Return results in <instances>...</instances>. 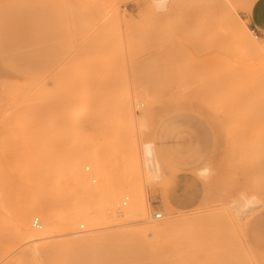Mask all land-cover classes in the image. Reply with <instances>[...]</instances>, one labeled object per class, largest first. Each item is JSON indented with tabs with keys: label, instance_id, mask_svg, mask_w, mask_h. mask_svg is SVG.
<instances>
[{
	"label": "rangeland",
	"instance_id": "1",
	"mask_svg": "<svg viewBox=\"0 0 264 264\" xmlns=\"http://www.w3.org/2000/svg\"><path fill=\"white\" fill-rule=\"evenodd\" d=\"M242 1L231 0L232 9L252 30L241 11ZM150 4V0H0V166L3 158L10 160L0 171V264H57L63 242L73 235L143 227L167 217L192 218L193 223L160 236V242L149 236L115 238L96 241L87 249L92 256L107 252L123 264L142 260L149 264H264V253L217 249L225 246V239L214 236L221 213L244 198L243 176L255 178V184L264 189V79L246 57H237L229 39L215 37L208 0H187L181 8L177 0H170L164 10L156 9L153 18ZM193 18L195 32L188 33L187 24ZM165 46L169 74L158 57ZM90 82H95L92 95L132 98V126L122 127L124 117L110 105L93 112L73 101L71 111L78 110L69 111L63 96L86 92ZM81 86L85 89L80 91ZM46 90L52 94V105L50 111L42 112L34 108L36 94ZM139 92L154 101L148 110ZM41 125L49 126L45 137H41L42 129L35 128ZM132 139L138 152L142 139L150 140L161 161L160 176L153 182L139 158L146 208L143 220L108 218L103 227L90 231L85 221L71 231L63 225L58 234L42 240L51 244L49 257L34 258L31 243L10 244L7 217L15 206L7 200L3 186L27 183L34 188L41 181L40 174L30 171L25 162L33 155L18 151L40 149L47 173L53 175L59 167L65 178L72 159H81L84 151L95 153L109 171L112 189L127 176L124 152ZM7 147L13 152L3 155ZM83 170L92 184L98 183L91 165ZM68 185L50 186L51 195L59 194L55 211L71 209L78 198L83 199L76 186ZM66 193L71 197L64 198ZM164 196L171 197L172 211ZM26 199L32 201V194ZM129 201L122 196L119 207ZM91 202L103 203L102 199ZM263 211L257 201L245 205L239 217L253 212L255 220L261 221ZM155 212L162 217L155 218ZM193 235L211 249L184 253L173 246Z\"/></svg>",
	"mask_w": 264,
	"mask_h": 264
},
{
	"label": "bare ground",
	"instance_id": "2",
	"mask_svg": "<svg viewBox=\"0 0 264 264\" xmlns=\"http://www.w3.org/2000/svg\"><path fill=\"white\" fill-rule=\"evenodd\" d=\"M170 0H150L152 10L149 14L153 18L155 17V11L164 10L167 8ZM195 1V0H194ZM257 0H243L241 3V11L248 17L251 13L252 6ZM177 6L182 7L187 4V0H177ZM208 14L212 15L215 22L214 35L217 39L226 37L236 46L237 57L245 58L249 60L250 67L257 73L262 79H264V38H260L257 34L247 26L245 20L235 14L232 9L231 0H208ZM117 15V13H116ZM195 19L193 18L188 24L186 32L194 33L193 25ZM264 35V33H259ZM184 47V54L185 46ZM168 51L166 46L159 52V60H163L165 64L166 74L171 73V67L168 65ZM94 83L90 82L86 85V92L83 91L79 95L76 93L65 94L62 103L71 111V103L73 101L80 102L84 108H88L93 112L99 111L102 106L110 105L111 107H117L124 117V123H121L122 127L129 128L134 122V112L132 109V98L129 95H119L111 97L110 93H103L101 96L92 95L94 89ZM84 85V84H82ZM207 86H204L206 88ZM85 87L81 86V90ZM144 93H138L139 98H145L147 101V110L152 106L154 101L151 98H147ZM52 94L50 92L41 91L36 94L37 104L34 108L41 109L42 112L51 110ZM62 97V98H63ZM78 109L74 107L71 112H76ZM147 115V111H144L140 115V125H144V118ZM36 129H42L41 137H45L49 126H36ZM122 138L127 136L126 131L123 130ZM126 140H129L127 138ZM131 147L125 150L126 154V178L114 185V188H109V171L95 153L90 151H84L82 158H74L67 165L69 176L64 177L61 175V168L58 167L55 174H48L47 165L45 160L41 157V151L38 150H26L18 151V154H31L32 158L27 159L25 162L28 164V169L33 173H39L41 181L34 188L27 183H24L17 188H8L3 186L5 196L12 206H15L12 216L7 217L9 224V242L11 245H17L21 243H31L29 251L32 252L34 258L38 255L42 257H49L46 255L50 243L42 240L49 239L51 236L58 234L64 225L67 230H73L78 222L85 221L88 225L87 231L93 230L96 227H103L108 218L115 221H130V220H143L146 214L145 208V196L141 186V170L139 165V158L142 162L143 172L148 175L149 180L156 181L160 176L161 161L153 147L150 140L142 139L141 151L138 152L134 140H130ZM76 145H72L71 149L77 151ZM13 151L9 147L2 151L3 155L12 154ZM10 160L3 158L0 166V171L6 169L7 163ZM93 168V174L98 177V183L92 184L88 175L84 173L83 167ZM60 166V165H59ZM65 168V167H64ZM51 172V170H50ZM1 182L3 177L0 176ZM70 184L76 186L83 193V199H79L74 207L60 212L55 211L54 204L59 196L50 194V186H60L61 183ZM255 178H249V176H243L241 178V185L244 187V198L239 199L235 205L230 207L229 210H224L220 218L217 219L215 224L214 236L224 237L223 240L225 246L217 248L219 250H225L232 253H264V211L261 214V221L255 220V214L251 212L248 216L239 217V213L244 212L245 205H254L257 201L263 204L264 207V189H260L255 184ZM152 186V185H151ZM154 186H152L153 188ZM73 188V187H72ZM154 189V188H153ZM31 191V192H30ZM31 193L33 196L32 201H28L27 195ZM64 194V198L71 197ZM61 196V195H60ZM63 196V195H62ZM122 196H126L130 199L129 203L122 207L120 205V199ZM77 197V196H76ZM96 199H102L101 205L95 206L91 201ZM164 201L169 207L168 210L172 211L171 197L164 196ZM82 201H87L85 204ZM234 200H232L233 202ZM161 212H155L154 217H157ZM32 218V219H31ZM42 223L40 222V219ZM39 220L35 223L34 220ZM192 218L179 217V218H166L158 222H150L143 227H134L130 229H119L111 232L103 233H84L76 234L71 238L63 242V255L62 259L57 264H123V261L117 263L118 257L109 255L107 252L97 256H92L87 248H90L96 241H108L117 238L133 237L136 240H143L147 236L154 240H159L160 236L167 233L172 234L178 227L184 224L193 223ZM31 221V223H30ZM104 224V225H103ZM32 226V228H31ZM83 226V225H82ZM34 228V229H33ZM196 235V234H195ZM193 235L190 238L180 239L173 243L179 247L181 252L194 251L198 248L209 250L205 243H201L196 236ZM199 236V235H198ZM138 238V239H137ZM41 241V242H38ZM160 242V240L158 241ZM177 248V247H173ZM124 258V256L122 257ZM121 258V259H122ZM52 262V261H51ZM48 261V264H51ZM12 264V263H11ZM130 264V263H129ZM133 264H149L145 261L133 262ZM158 264V263H153Z\"/></svg>",
	"mask_w": 264,
	"mask_h": 264
},
{
	"label": "crops",
	"instance_id": "3",
	"mask_svg": "<svg viewBox=\"0 0 264 264\" xmlns=\"http://www.w3.org/2000/svg\"><path fill=\"white\" fill-rule=\"evenodd\" d=\"M251 28L258 33H264V0H257L248 15Z\"/></svg>",
	"mask_w": 264,
	"mask_h": 264
},
{
	"label": "built area",
	"instance_id": "4",
	"mask_svg": "<svg viewBox=\"0 0 264 264\" xmlns=\"http://www.w3.org/2000/svg\"><path fill=\"white\" fill-rule=\"evenodd\" d=\"M160 217H161V214H160V215H158V216H157V217H155V218H160ZM34 222H35V223H37V222H38V224H39V220L37 221V219H35V220H34Z\"/></svg>",
	"mask_w": 264,
	"mask_h": 264
}]
</instances>
